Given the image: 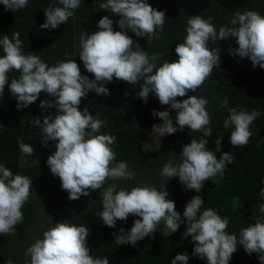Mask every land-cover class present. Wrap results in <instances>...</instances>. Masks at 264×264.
I'll use <instances>...</instances> for the list:
<instances>
[{
    "label": "clouds",
    "instance_id": "clouds-1",
    "mask_svg": "<svg viewBox=\"0 0 264 264\" xmlns=\"http://www.w3.org/2000/svg\"><path fill=\"white\" fill-rule=\"evenodd\" d=\"M0 3L6 11L13 12L25 8L28 0H0ZM59 4L63 7L49 5L44 10L46 19L39 25L40 30L55 29L65 24L74 16L80 0H59ZM100 8L120 17V30L114 31L113 20L105 15L97 23L98 31L91 34L85 29L82 31L78 57L86 71L94 74V79L82 75L74 59L62 60L50 67L40 56L25 54L20 34L15 32L12 39L7 35L0 39L4 53L0 56V96H3L7 84L11 95L18 101V110L35 103L41 92L55 98L41 100L39 104L44 110L56 107L55 116H44L42 122L41 117H36L32 124V127L40 128L41 143L45 147L49 141L56 142V151L48 156L46 164L51 174L60 178L61 188L68 192L69 200H78L100 190L103 210L97 212V216L102 218L104 225L114 228L117 220L126 221L129 215L141 218L134 220L130 231L119 230L120 235L115 238L119 245L135 246L138 241L155 233L162 220L167 236L175 233L186 221L183 235L191 237L194 244L192 255L206 259L207 264H229L237 251V244L249 256L258 253L260 264H264V222L258 221L242 228L238 239L236 234L226 231L229 224L227 218H222L211 208L201 212L204 199L199 195L186 203L181 216L176 211L175 202L166 199L167 185L161 186L163 190L154 185L136 186L131 190H118L115 183L105 187L108 180H132L135 172L126 162H116V154L110 145L117 138L110 134H97L105 126V121L91 115L88 107L80 110L82 98H87L90 91L98 96L110 95L104 85L113 79L130 85L143 81L138 93L140 99L147 103L152 93L161 105H169L177 111L174 126L169 111L153 110L152 115L163 121L152 126L159 137L183 131L185 126L192 132L203 134V137H210L212 117L206 110L209 101L197 95L182 101L176 98L186 96L188 91L196 92L212 75L214 68L219 67L221 50L218 41L229 37L235 38L238 45L235 49H227L230 56L247 57L253 68L259 66L264 69V16L251 10L237 12L230 21L232 27L221 26L218 32L212 24V17L192 16L187 21L185 42L175 47L178 60L165 61L157 67L156 61L162 54L149 56L127 32L147 37V43L153 38L159 39L157 29L160 32L164 29L165 12L154 9L147 0H106ZM209 42L217 46L210 49ZM13 71L20 74L18 78H9L8 74ZM221 107L229 113L223 127L234 126L229 137L230 144L235 148L247 145L252 136L250 125L260 112L256 109L250 113L237 111L229 107L227 97ZM222 137L223 134H220L215 141L217 152H220ZM208 143L205 138H192L189 144L183 146L181 161H168L161 169V176L167 181L179 177L186 190L196 193L202 190L205 181L211 180L216 184L218 177L223 178L226 164H231L234 157L224 152L218 160L216 154L208 150ZM18 147L25 156L34 153L33 147L23 141L18 140ZM31 190L32 179L13 175L4 163H0V234H15L16 226L23 221L21 209L28 201ZM259 195L264 199V188ZM237 204L238 200L234 197L233 206ZM258 207L264 215V204ZM89 231L88 227L66 221L54 224L25 250V264H109L108 257L93 258L89 254L90 247L86 243ZM188 260L187 253L177 254L171 264H188ZM7 264H13V260L10 258Z\"/></svg>",
    "mask_w": 264,
    "mask_h": 264
},
{
    "label": "trees",
    "instance_id": "trees-1",
    "mask_svg": "<svg viewBox=\"0 0 264 264\" xmlns=\"http://www.w3.org/2000/svg\"><path fill=\"white\" fill-rule=\"evenodd\" d=\"M106 0H80V6L75 10L73 17L55 29L40 30L46 17L44 10L52 7H63L59 0H28L25 8L18 11H6L0 3V39L7 35L12 39L13 33L19 32V39L25 54L32 53L41 57L48 66H55L59 61L74 59L79 65L82 75L94 79V74L88 73L83 62L78 57L80 52L79 37L85 29L89 34L98 31L97 23L105 15L113 20V29L118 31L120 17L100 8ZM156 10L165 12L164 29H157L159 39L153 38L147 43V37H137L128 31L134 43L148 52L161 53L156 61L157 67L165 61L178 60L175 53L177 44L184 43L187 35V21L190 17L200 15L207 19L212 17V24L217 32L221 26L232 27L230 21L237 12L257 11L264 16V0H147ZM55 42V43H54ZM54 43L53 46H51ZM50 46V47H49ZM209 42L208 47H216ZM220 47V64L196 92L188 91L186 96L177 97V100L187 99L197 95L206 98L209 103L206 110L212 117L209 127L212 129L210 137H203L199 132H192L188 126L183 131L161 137L156 149H146L147 138L154 132L152 126L160 122V118L153 116V110L169 111L174 121L177 111L169 105H161L158 98L150 93L147 103L139 98V91L143 81L135 85L113 79L104 86L110 95H97L90 91L87 98H82L80 110L89 108V113L105 121V126L97 134L115 136L116 142L110 147L116 154V162L124 161L135 172L132 180H108L107 187L115 183L119 189L131 190L136 186H156L163 190L166 186V199L175 202L176 211L183 214L186 203L195 195L204 199L201 212L211 208L222 218L229 221L226 231L229 234L239 233L242 228L258 221L264 222V215L259 212V205L264 199L259 195L264 188V69L256 66L247 58L240 59L228 54L229 47H238L235 38L218 41ZM135 50V49H134ZM65 53L68 55L66 56ZM3 49L0 47V56ZM155 71V70H154ZM9 78H18V72H10ZM11 80H9L10 84ZM227 97L229 107L237 111L251 112L256 109L259 117L250 125L252 136L247 145L235 148L229 142L234 126L223 127V122L229 113L221 107ZM54 97L41 92L37 101L26 108L18 110L17 99L13 97L6 84L3 96H0V163H4L13 175L20 174L32 179V190L28 201L24 204L23 221L15 228L14 235L0 234V264H7L11 258L13 264H25V250L42 238V234L54 224L66 221L76 226L89 228L86 243L90 247L89 254L93 258L108 257L109 264H171L177 255L187 253L188 264H207L193 256L194 244L191 237H184L187 223H181L179 229L166 235L165 223L162 220L151 236L138 241L135 246L130 244L119 245L116 236L120 229L130 231L134 220L141 219L129 215L126 221L117 220L116 226L110 228L103 224L97 212L103 210L100 190L91 192L90 196H81L78 200H69L68 192L62 190L61 180L53 176L46 164L47 158L56 151L54 141H49L45 147L41 143V130L32 127L33 119L44 116H55L56 107H39L41 100H54ZM223 134L220 152L216 151L215 141ZM205 138L209 141L208 150L213 151L219 160L224 152L234 157L231 164H226L223 178H217L216 184L211 180L205 181L202 190H186V186L179 182V177L169 179L161 176V169L170 160L180 162L183 146L191 140ZM87 139V137H86ZM18 140L33 147L34 151L46 154L37 157L31 164L22 161L24 156ZM51 149L50 152L48 150ZM39 158V159H38ZM111 166V165H110ZM238 204L233 206V198ZM183 220V217H182ZM259 254L249 256L243 247L237 244V251L232 255L229 264H260ZM30 259V258H29Z\"/></svg>",
    "mask_w": 264,
    "mask_h": 264
},
{
    "label": "rangeland",
    "instance_id": "rangeland-1",
    "mask_svg": "<svg viewBox=\"0 0 264 264\" xmlns=\"http://www.w3.org/2000/svg\"><path fill=\"white\" fill-rule=\"evenodd\" d=\"M163 121L160 120V122L158 124H162ZM161 140V137H159V135L154 131L148 138H147V142H146V149L148 151H152L154 149H156V147L159 145ZM51 149L48 150V152H50ZM47 152L44 151L43 154H46ZM42 153H40L39 151H34L32 156H23L22 157V161L25 164H31L33 163V161L37 160V157H41V155H43ZM39 159V158H38Z\"/></svg>",
    "mask_w": 264,
    "mask_h": 264
}]
</instances>
